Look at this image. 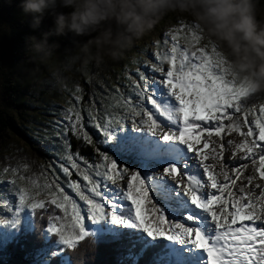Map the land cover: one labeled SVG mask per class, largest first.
<instances>
[{
    "label": "snow or ice",
    "instance_id": "1",
    "mask_svg": "<svg viewBox=\"0 0 264 264\" xmlns=\"http://www.w3.org/2000/svg\"><path fill=\"white\" fill-rule=\"evenodd\" d=\"M192 39H198L194 32ZM171 40L157 54L153 74L139 73L133 95L113 97L102 117L89 112L108 145L98 162L71 152L65 140L62 159L70 167L59 170L66 181L55 171L49 179L46 171L26 176L16 167L3 169L11 171L10 183L18 178L32 191L18 189L19 203L0 225L24 209L35 216L54 205L44 227L58 237L52 256L92 237L116 244L120 264H264V105L249 120L246 96L212 52H189L176 35ZM64 117L65 132L93 142L78 108L69 107ZM232 133L242 139L225 142ZM250 165L254 175L245 174ZM70 168L83 184L71 179Z\"/></svg>",
    "mask_w": 264,
    "mask_h": 264
},
{
    "label": "rangeland",
    "instance_id": "2",
    "mask_svg": "<svg viewBox=\"0 0 264 264\" xmlns=\"http://www.w3.org/2000/svg\"><path fill=\"white\" fill-rule=\"evenodd\" d=\"M19 3L20 0H0V108L24 130L28 138H22L8 129H0V219L11 218L9 209H14L19 203L18 189L20 187H27L30 192L32 191L29 185L18 178L14 183H10L13 177L11 171L4 173L5 167L19 168L21 174L26 176L46 171L49 179L55 171L62 181H66L68 178L64 177L59 170L61 164L70 167L62 159L64 142L68 141V131H64V126L68 124L64 117L65 111L69 107L79 109L84 129L92 137L93 142L88 144L82 137L79 138L80 140L88 145H99L108 149V145L103 143L104 137L93 126L89 112L102 117L105 111L109 110L108 106L114 102L113 97L118 99L121 95L125 98L133 95L134 82L142 83L139 81V73L153 74L151 73L152 65L159 62L156 56L163 54L171 47V37L176 35L175 42L181 48H187L194 32V25L189 21H182L173 14L165 15L147 35L128 49L122 58L100 66L90 64L83 70L78 66L65 68L60 63L64 59V47L71 46L70 37H51L49 43L57 41L61 46L58 57H54L47 64H33L29 62L28 54L25 52V37L39 36L41 31L51 26L52 20L46 16L40 28L33 31L30 27L31 18L22 15L18 7ZM261 4L264 5V0H261ZM166 39L168 44L164 43ZM205 43L206 41H201L196 47H203ZM204 48L211 54V47ZM164 68H167L166 63ZM154 75L159 77L160 73H154ZM77 89H79L78 92ZM77 95L81 97L79 103L76 101ZM242 103L249 111L248 119L253 120L255 117L252 113L258 115L260 107L264 105V91L243 98ZM115 111H122V109H115ZM240 119L243 122V117ZM128 127L131 128L130 121ZM242 131L247 129L243 128ZM231 135L240 137L236 133ZM95 148L97 151H107L100 150L97 146ZM23 164L29 165L27 171L23 169ZM250 168V175H254L252 167ZM70 171H73L71 179L83 184L80 177L75 175V171L71 168ZM254 183H260L259 179ZM65 190L79 200L66 186ZM256 191L259 194V190ZM37 199H46V196L41 195ZM80 203L83 204L82 201ZM52 208L54 205L49 206L47 212L42 211L49 215ZM56 211L60 214L59 210ZM35 216L28 209H24L13 218L12 223L0 225V251L19 232L32 229ZM91 239L96 242L94 238L91 237ZM55 250L53 245L49 252ZM45 258L49 257L45 256Z\"/></svg>",
    "mask_w": 264,
    "mask_h": 264
},
{
    "label": "clouds",
    "instance_id": "3",
    "mask_svg": "<svg viewBox=\"0 0 264 264\" xmlns=\"http://www.w3.org/2000/svg\"><path fill=\"white\" fill-rule=\"evenodd\" d=\"M33 31L44 18L51 26L25 37L29 62L47 64L61 48L51 37H70L64 47L65 68L104 65L122 58L165 15L173 14L194 25L198 39L189 52L206 41L216 66L246 97L264 91V12L261 0H20ZM86 38V39H81ZM201 48V47H200Z\"/></svg>",
    "mask_w": 264,
    "mask_h": 264
},
{
    "label": "trees",
    "instance_id": "4",
    "mask_svg": "<svg viewBox=\"0 0 264 264\" xmlns=\"http://www.w3.org/2000/svg\"><path fill=\"white\" fill-rule=\"evenodd\" d=\"M0 129H8L22 138L28 135L0 108ZM72 152L79 153L89 161H98L101 151L107 150L99 145H88L72 132H67ZM110 154V153H109ZM48 214L40 210L33 222L32 229L19 232L6 243L0 251V264H120L119 254L115 251L116 244L94 242L91 237L81 241L75 249H65L59 257L52 256L50 247L55 245L58 237L48 235ZM48 256L49 258H45Z\"/></svg>",
    "mask_w": 264,
    "mask_h": 264
},
{
    "label": "bare ground",
    "instance_id": "5",
    "mask_svg": "<svg viewBox=\"0 0 264 264\" xmlns=\"http://www.w3.org/2000/svg\"><path fill=\"white\" fill-rule=\"evenodd\" d=\"M214 139H216V138H214ZM227 139H233L235 142H239L241 139H240V137H234V136H232V135H230V136H226L225 137V142H226V140ZM225 155L226 156H231V148H228L227 149V151L225 152ZM240 155H242V153L240 154ZM251 165L249 166V169L246 171V175H250V170H251ZM256 194H258V192L256 191ZM245 223H249L248 221H245ZM238 226V225H237Z\"/></svg>",
    "mask_w": 264,
    "mask_h": 264
}]
</instances>
